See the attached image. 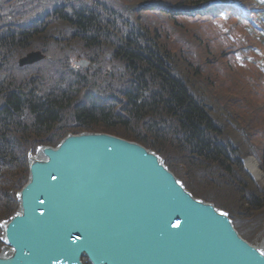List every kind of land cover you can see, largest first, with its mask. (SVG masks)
Returning <instances> with one entry per match:
<instances>
[{"label":"trees","instance_id":"16d2710c","mask_svg":"<svg viewBox=\"0 0 264 264\" xmlns=\"http://www.w3.org/2000/svg\"><path fill=\"white\" fill-rule=\"evenodd\" d=\"M48 1L33 11L32 0H0V222L17 208L27 152L55 145L59 127H90L156 152L195 197L225 210L257 243L264 176L254 180L241 160L256 157L264 172V82L258 72L251 82V68L228 56L219 8H208L211 0ZM39 49L45 60L17 67ZM77 55L110 70L85 99L75 93L86 90L71 69ZM63 61V71L45 69Z\"/></svg>","mask_w":264,"mask_h":264},{"label":"water","instance_id":"95a60500","mask_svg":"<svg viewBox=\"0 0 264 264\" xmlns=\"http://www.w3.org/2000/svg\"><path fill=\"white\" fill-rule=\"evenodd\" d=\"M37 149L3 225L0 264H82V255L90 264H264L225 212L140 144L83 132Z\"/></svg>","mask_w":264,"mask_h":264},{"label":"rangeland","instance_id":"374dc122","mask_svg":"<svg viewBox=\"0 0 264 264\" xmlns=\"http://www.w3.org/2000/svg\"><path fill=\"white\" fill-rule=\"evenodd\" d=\"M46 2L48 3L49 1L48 0H32V2H29L28 4H29V10H33V11H38V9H41V8H47L48 7V4H46ZM35 14H30V15H28L29 17H32V16H34ZM29 17L27 18V19H23V23H30V21H29ZM1 21H3L4 23H5V19H3V20H1ZM31 51H36V50H31ZM37 51H39V50H37ZM19 62L17 63V67H27V66H24V65H21L20 64V60H18ZM50 64V63H49ZM64 64H65V61H63L62 62V64L60 65V66H58V65H47L46 67H45V69L46 70H48V71H51V70H55V69H59L60 71H63L62 69H63V66H64ZM77 66L79 65V67H75V69H77V70H81V71H84V73L85 74H87V66L84 64L83 66H82V64H76ZM29 66H32V64H29ZM28 66V67H29ZM100 66V65H99ZM27 70H29V69H27ZM83 73V74H84ZM80 80H81V83H85V80H83V78L81 77L80 78ZM115 86V85H114ZM113 86V89H115V87ZM61 88L63 87V86H60ZM87 93H89L88 91H86ZM88 95H82L81 96V98L82 99H85L86 97H87ZM88 99H86V101H87ZM89 100H90V98H89ZM85 101V103H87ZM73 114V113H72ZM65 117H67L68 119H71V118H73L74 117V114L72 115V117H70V114H66L65 115ZM66 122H69V121H66ZM70 125V127H72L73 128V125H72V123L71 124H69ZM87 129H90L91 130V128L89 127V128H87ZM74 131V129L73 130H68L67 128H66V126L64 127V129L62 130V128H57L56 130H55V132H56V134H60V135H62V136H60V137H62V138H64L65 137V135H66V133L67 132H71V133H74L73 132ZM109 133H110V131H108ZM61 139V138H60ZM45 144V143H44ZM44 144H42V145H44ZM37 145H40V144H36V145H34L33 146V150L32 149H30L29 151L31 152V154L33 155L35 152H37V148H38V146ZM41 146V145H40ZM51 146H55V145H51ZM263 176V172L261 173V176H259V178H261ZM262 179V178H261ZM21 189V188H20ZM19 189V190H20ZM17 192V191H16ZM16 192H15V199H16V202H17V198H16ZM260 241H261V237L259 238V241L257 242L258 244L260 243ZM257 243H254V244H256V245H258Z\"/></svg>","mask_w":264,"mask_h":264},{"label":"bare ground","instance_id":"6f19581e","mask_svg":"<svg viewBox=\"0 0 264 264\" xmlns=\"http://www.w3.org/2000/svg\"><path fill=\"white\" fill-rule=\"evenodd\" d=\"M245 162H246V166L249 169V171L253 173L254 175H256L257 166L255 165V163L252 162L251 160H246ZM261 239L262 240L260 241L258 248L264 250V236Z\"/></svg>","mask_w":264,"mask_h":264}]
</instances>
